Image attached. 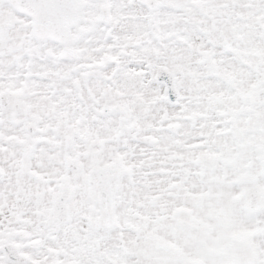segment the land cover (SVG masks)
<instances>
[{
    "label": "snow or ice",
    "instance_id": "1",
    "mask_svg": "<svg viewBox=\"0 0 264 264\" xmlns=\"http://www.w3.org/2000/svg\"><path fill=\"white\" fill-rule=\"evenodd\" d=\"M0 264H264V0H0Z\"/></svg>",
    "mask_w": 264,
    "mask_h": 264
}]
</instances>
